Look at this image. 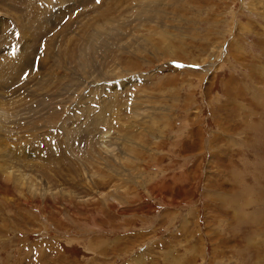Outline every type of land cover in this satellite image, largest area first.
Segmentation results:
<instances>
[{
  "label": "rangeland",
  "instance_id": "obj_1",
  "mask_svg": "<svg viewBox=\"0 0 264 264\" xmlns=\"http://www.w3.org/2000/svg\"><path fill=\"white\" fill-rule=\"evenodd\" d=\"M0 264H264V0H0Z\"/></svg>",
  "mask_w": 264,
  "mask_h": 264
},
{
  "label": "bare ground",
  "instance_id": "obj_2",
  "mask_svg": "<svg viewBox=\"0 0 264 264\" xmlns=\"http://www.w3.org/2000/svg\"><path fill=\"white\" fill-rule=\"evenodd\" d=\"M21 51V50H20ZM16 52V51H15ZM10 56V55H9ZM17 56H19V53H17ZM15 59L14 58H12L11 59V61H14ZM14 62H18V61H14ZM9 64H11V65H9ZM8 65H7V67H8V69H10V70H12V73L13 72H15V67L17 68V64H16V66H14L13 65V62H10ZM17 70H19L18 68H17ZM18 72V71H17Z\"/></svg>",
  "mask_w": 264,
  "mask_h": 264
},
{
  "label": "snow or ice",
  "instance_id": "obj_3",
  "mask_svg": "<svg viewBox=\"0 0 264 264\" xmlns=\"http://www.w3.org/2000/svg\"><path fill=\"white\" fill-rule=\"evenodd\" d=\"M97 2L99 3V0H97Z\"/></svg>",
  "mask_w": 264,
  "mask_h": 264
}]
</instances>
